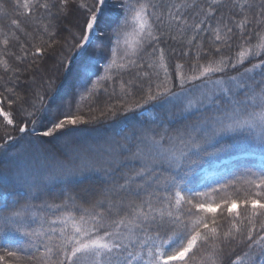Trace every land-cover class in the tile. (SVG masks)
I'll return each mask as SVG.
<instances>
[{"label":"snow or ice","instance_id":"6c2138e0","mask_svg":"<svg viewBox=\"0 0 264 264\" xmlns=\"http://www.w3.org/2000/svg\"><path fill=\"white\" fill-rule=\"evenodd\" d=\"M0 131V264H264V0H15Z\"/></svg>","mask_w":264,"mask_h":264},{"label":"trees","instance_id":"16d2710c","mask_svg":"<svg viewBox=\"0 0 264 264\" xmlns=\"http://www.w3.org/2000/svg\"><path fill=\"white\" fill-rule=\"evenodd\" d=\"M14 2H15V0H0V5H3V8L0 9V16L3 15L4 11L10 10L12 5L14 4ZM57 103L58 104L63 103V104H65V107H67V102L66 101L58 100ZM79 103H80L81 108L84 110V112L87 113L89 101L87 99H85V100H80ZM72 110L75 111V107H73ZM158 115L159 114L155 113V112L145 113L144 114V119L145 120H151L154 116H158ZM111 131H112V128H111L110 125L102 127V132L104 134H109V133H111ZM12 134L13 135H17V136L19 135L18 133H15V132L12 133ZM2 135H3V132L0 131V136H2ZM43 164H44V159L42 157L32 160V166L33 167H42ZM0 167H3L5 169H10L11 171L15 172L16 163H15V161H12V160H4L3 162H0ZM0 191L7 192L8 190L7 189H0ZM228 195H231V193H229ZM32 226L33 227H38V223H33Z\"/></svg>","mask_w":264,"mask_h":264}]
</instances>
